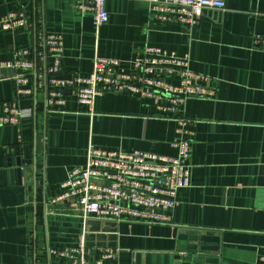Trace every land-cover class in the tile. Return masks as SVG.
Wrapping results in <instances>:
<instances>
[{
	"label": "crops",
	"instance_id": "0c3cea01",
	"mask_svg": "<svg viewBox=\"0 0 264 264\" xmlns=\"http://www.w3.org/2000/svg\"><path fill=\"white\" fill-rule=\"evenodd\" d=\"M225 2V10L204 9L190 28L158 20L146 1L107 0L109 20L97 30L75 0H0V114L7 102L32 109L20 125L0 126V264H74L51 251L81 240L85 264H134L138 251L169 250L179 232L194 230L220 236L222 252L208 255L221 264H264V49L254 47V35L264 34V0ZM9 12L25 13L29 25L5 30ZM49 33L63 34L65 76L89 75L96 54L129 61L148 44L188 55L214 95L189 98L182 125L178 113L126 93L98 97L91 113L66 89V105L47 111L43 90L18 97L10 64L17 49L36 60ZM37 62L42 75L45 62ZM181 127L191 184L179 190L169 223L84 219L72 202L56 201L68 172L87 163L90 144L176 156ZM18 158L30 169L24 177ZM108 249L116 255L106 257Z\"/></svg>",
	"mask_w": 264,
	"mask_h": 264
},
{
	"label": "built area",
	"instance_id": "2783aa9c",
	"mask_svg": "<svg viewBox=\"0 0 264 264\" xmlns=\"http://www.w3.org/2000/svg\"><path fill=\"white\" fill-rule=\"evenodd\" d=\"M107 0H75L82 13H90L97 30L109 20ZM148 2L154 17L162 22L176 20L193 28L204 9L225 10V0H142ZM29 25L22 12H9L2 19L5 30ZM42 46L36 60L30 49H17L11 62L16 69L14 80L18 97H33L38 90L45 93L47 111L66 105V89L80 105L92 113L96 99L108 92L126 93L153 101L163 113L182 114L189 98H210L214 90L210 78L191 68L188 55H178L158 46L146 44L129 61L115 57L94 56L89 75L62 74L64 38L61 33L41 37ZM254 47L264 49V34L254 35ZM37 60L45 62L44 74H39ZM32 115V109L18 102H7L0 114V126L20 125ZM179 123L182 125V116ZM179 139L172 142L176 156L144 150L131 152L106 150L90 144L87 163L68 172L61 184L58 202H72L82 217L136 220L151 224H167L170 211L177 204L178 192L191 184V146L177 129ZM84 243L75 248L52 250L53 254L73 257L74 264H85ZM84 251V252H83ZM82 252L81 256L77 253ZM116 251L108 249L106 257ZM264 263V253L260 256Z\"/></svg>",
	"mask_w": 264,
	"mask_h": 264
},
{
	"label": "water",
	"instance_id": "95a60500",
	"mask_svg": "<svg viewBox=\"0 0 264 264\" xmlns=\"http://www.w3.org/2000/svg\"><path fill=\"white\" fill-rule=\"evenodd\" d=\"M18 174L24 177L29 168H25L18 158ZM12 166L13 164L10 163ZM13 175L14 171L11 170ZM6 181L8 171L4 172ZM25 179L23 182H25ZM6 181L2 184L6 185ZM1 185V184H0ZM177 242L173 248L160 251H138L135 255L134 264H221V259L208 253L222 252L220 236L210 232L194 230L192 233L179 232ZM216 243V244H213Z\"/></svg>",
	"mask_w": 264,
	"mask_h": 264
}]
</instances>
